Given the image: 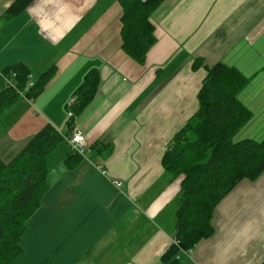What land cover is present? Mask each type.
Here are the masks:
<instances>
[{"label": "crops", "instance_id": "1", "mask_svg": "<svg viewBox=\"0 0 264 264\" xmlns=\"http://www.w3.org/2000/svg\"><path fill=\"white\" fill-rule=\"evenodd\" d=\"M12 1L0 0V69L21 62L33 80L55 72L40 95L0 117L4 162L47 124L66 143L74 90L93 68L99 83L72 127L90 151L72 167L67 143L47 155L48 187L11 264H161L180 188L161 159L198 108L205 67L222 62L250 79L238 98L252 116L234 140L264 138V0H163L143 64L121 48L118 0H33L7 19ZM212 224L183 264H264V171L222 198Z\"/></svg>", "mask_w": 264, "mask_h": 264}, {"label": "trees", "instance_id": "2", "mask_svg": "<svg viewBox=\"0 0 264 264\" xmlns=\"http://www.w3.org/2000/svg\"><path fill=\"white\" fill-rule=\"evenodd\" d=\"M32 1L13 0L4 16H18ZM162 1L118 0L122 8L121 48L139 64L155 42L150 17ZM205 68L197 93L198 108L173 135L161 159L170 180H180L173 242L160 256L161 264H183L182 254L213 234L212 217L222 198L240 180L255 179L264 171V138L234 140L252 116L238 98L250 79L222 62ZM54 72L51 66L33 80L24 63L0 69V117L21 97L32 100L40 95ZM31 80L33 84L28 86ZM98 83L97 69L88 70L74 90L68 129L93 99ZM63 139L47 124L10 161L0 158V264H11L20 253L26 221L38 209L48 187L46 157ZM79 157L69 152L66 163L72 167Z\"/></svg>", "mask_w": 264, "mask_h": 264}, {"label": "built area", "instance_id": "3", "mask_svg": "<svg viewBox=\"0 0 264 264\" xmlns=\"http://www.w3.org/2000/svg\"><path fill=\"white\" fill-rule=\"evenodd\" d=\"M32 84H33V81L31 80L29 81L28 86ZM68 114L72 115V112L69 111ZM65 140H66V143L68 144V147L71 153L82 156L90 151V147H89V144L85 136L79 130H76L74 128L70 130L69 134L65 137ZM102 173H105V171L102 170ZM113 183L116 187H119L121 185V182L118 180H114ZM189 251L185 253H188Z\"/></svg>", "mask_w": 264, "mask_h": 264}, {"label": "rangeland", "instance_id": "4", "mask_svg": "<svg viewBox=\"0 0 264 264\" xmlns=\"http://www.w3.org/2000/svg\"><path fill=\"white\" fill-rule=\"evenodd\" d=\"M69 111H71V110L69 109L68 112H69ZM72 115H73V113H72ZM72 115H69V114H68L69 117H71ZM3 129H4V127H1V128H0V130H3ZM72 129H73V128H72ZM72 129H71V130H72ZM65 137H66V136H65ZM60 145H66L65 141H62V142L58 145V147H59Z\"/></svg>", "mask_w": 264, "mask_h": 264}]
</instances>
